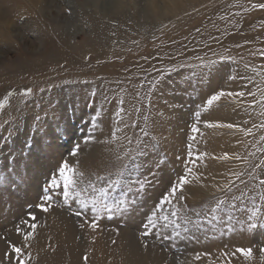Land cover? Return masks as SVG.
Segmentation results:
<instances>
[{
    "label": "rangeland",
    "instance_id": "1",
    "mask_svg": "<svg viewBox=\"0 0 264 264\" xmlns=\"http://www.w3.org/2000/svg\"><path fill=\"white\" fill-rule=\"evenodd\" d=\"M261 3L0 0V260L9 264L13 255L3 237L21 246L16 227L28 231L23 221L29 205L63 156L97 189L119 179L106 202L120 211L96 231L80 228L75 205L70 211L54 207L40 214L35 239L23 245L28 264H94L102 258L99 245L107 247L110 264L130 259L225 264L221 253L236 247L252 248L253 257L237 256L232 264H264V221L247 230L253 201L259 204L264 193L247 175L252 164L264 163L259 139L264 133L252 128L254 141L203 124L206 119L247 122L249 127L264 122V106L258 103L264 100V9L253 7ZM221 89L244 91L245 96L235 107L214 105L205 111L203 102ZM100 118L105 126L93 129L90 121ZM109 124L111 131H119L104 143L111 139ZM196 124L202 135L191 131ZM90 134L95 139L85 143ZM76 145L78 156L69 157ZM189 151L208 157L190 165L202 177L185 186V207L173 218L180 225L179 237L142 236L169 182L187 165ZM225 152L247 162L211 159ZM239 171L246 173L247 187L237 180L231 191H216ZM252 171L261 175L259 169ZM170 211L171 206L161 215ZM65 226L72 228L71 243ZM173 228L166 231L175 236Z\"/></svg>",
    "mask_w": 264,
    "mask_h": 264
},
{
    "label": "snow or ice",
    "instance_id": "2",
    "mask_svg": "<svg viewBox=\"0 0 264 264\" xmlns=\"http://www.w3.org/2000/svg\"><path fill=\"white\" fill-rule=\"evenodd\" d=\"M253 7L264 9V3L259 5L254 4ZM261 56L264 57V51L261 52ZM231 79L235 80L236 78L232 77ZM248 92L251 93V90L249 89ZM26 94H32L31 89H27ZM244 96V91L221 89L208 96L202 106L205 108V111L212 110L214 105H219L221 108L235 107ZM222 101L223 103H221ZM258 103L264 106V100H260ZM255 107L256 105L253 103L248 104L249 109H255ZM195 115L199 118L201 113L197 112ZM261 115H264V112H262ZM90 123L93 125V129H102L105 126L102 118L96 121H90ZM203 124L207 129H224L233 134H243L244 136L253 137L254 141L256 134L252 131V128H256L260 132L264 133V122H261L260 124L253 123L251 127H249L247 126V122H245L242 126L241 124L235 122H222L220 120L213 122L212 120L206 119L203 121ZM107 127L110 129L111 139L102 142L111 143L112 139L116 138V132L119 131V127L116 131H111L110 124L107 125ZM191 131L195 133L196 136L202 135L199 124L193 126ZM196 136L192 137L193 141L196 139ZM94 139V134H90L85 143L92 142ZM259 139L261 142H264V135H261ZM129 143H131V141H129ZM79 151V145H76L75 149H69V157H77ZM262 151H264V149H262ZM207 157V153L197 152L193 154L189 151L187 165H185V168L181 173H178V178L175 182H169L165 192L159 199L158 211H154L153 214L147 218L146 223H144V230L141 233L142 236L147 237L154 235L161 241L174 240L179 237L180 233L177 229H179L180 225L176 222V219L173 218H178L185 207L183 203L185 200V186L192 183L193 180L199 182L202 177L198 167L194 170L190 165L195 164L198 166L200 161L205 160ZM117 159H120L119 155L117 156ZM211 159L224 162L235 159L244 161L245 163L247 162L245 157H242L239 154L230 155L228 152H225L220 156L213 155L211 156ZM181 163L183 164L184 161H181ZM255 169H259L261 175H255L254 171H252ZM194 171L195 174H193ZM245 174L246 173L244 171L232 173L235 179L226 178V184L217 187L216 191H231L235 187L237 180L247 187V181L243 179ZM247 175L256 180L261 189H264V163L252 164L251 170L247 172ZM97 178L99 179L100 177ZM118 183L119 179H116L113 184H108L106 187L97 189L91 184L90 177L86 179L84 175L77 170V167L74 166L70 159H65L62 156L58 166L50 173L46 184L42 187L41 194L37 197V200L29 205L30 211L28 212V218L23 221V225L27 227L28 231H24V227H16L17 236H22V239L19 241L21 246H17V241L12 240L10 237H3L6 248L10 249L13 254L9 257V264H11L13 257L16 258V264H28V262L23 259V257L27 255L24 251L23 245L28 244L30 241L35 239L37 229L40 226L38 223L40 214H47L54 207H63L70 211L74 205L77 206L78 210L73 213V215L78 218H82L79 225L82 230L91 229L92 231H96L100 227L103 220L113 219L116 213L120 211V206L110 205L106 202V200L109 190ZM89 189H91L90 192ZM241 195H243V193H241ZM259 201L260 203L257 204L254 200L252 208L248 212V231L257 229L260 222L264 221V193L260 194ZM220 203L223 202L221 201ZM169 206H171L170 214L161 215V213H164L165 208H168ZM233 207H235V205H233ZM210 211L215 212L216 209H210ZM212 218L214 220L217 219L216 216H213ZM231 219L232 217L229 216L227 221L228 224L231 223ZM187 222L191 223L192 221L188 220ZM169 225L174 226L173 231L175 232V236L166 231ZM158 229H162L163 231H158ZM185 230L187 231V229ZM232 231L233 228L227 227L228 233H231ZM241 231H244V229L242 228ZM223 234L224 233H222V235ZM260 251L264 252V248H261ZM221 256L225 258V264H232V258L237 256L243 257L245 260H251L253 257V250L250 247H236L231 252H222ZM84 259L87 261V257H84ZM195 259L200 260V255L197 254ZM0 264H4V261L0 260Z\"/></svg>",
    "mask_w": 264,
    "mask_h": 264
},
{
    "label": "bare ground",
    "instance_id": "3",
    "mask_svg": "<svg viewBox=\"0 0 264 264\" xmlns=\"http://www.w3.org/2000/svg\"><path fill=\"white\" fill-rule=\"evenodd\" d=\"M37 1V0H36ZM39 4V3H38ZM233 11V10H232ZM1 13V12H0ZM2 14H3V12H2ZM0 18H1V15H0ZM2 21V20H1ZM7 21V20H6ZM3 22V21H2ZM4 23V22H3ZM119 23V22H118ZM5 24V23H4ZM8 24V23H7ZM247 37V36H246ZM152 68V67H151ZM66 227V226H65ZM66 232H67V241H68V243H71V234H72V228H71V226H67L66 227ZM129 237V236H128ZM97 244V243H96ZM72 245H73V243H72ZM75 245V244H74ZM99 247H100V251H101V253H100V255L102 256V258H101V261H98V262H96L97 264H110L109 263V261L107 260L108 258H107V256H105L106 255V251H107V247H105V246H103V245H99ZM130 248H132L133 249V247L132 246H130ZM129 248V249H130ZM126 249V248H125ZM126 251H128V250H126ZM142 251V250H141ZM129 252L131 253V250H129ZM128 252V253H129ZM127 253V252H126ZM127 253V254H128ZM144 253V252H143ZM94 255V254H93ZM99 255V256H100ZM129 256H130V254H128ZM100 259V258H99ZM43 260V259H42ZM131 261L129 262V261H127L128 262V264H144V262L142 261V260H139V261H136V262H133V260L132 259H130ZM96 263H94V264H96ZM74 264H79L78 263V261H76V260H74Z\"/></svg>",
    "mask_w": 264,
    "mask_h": 264
}]
</instances>
